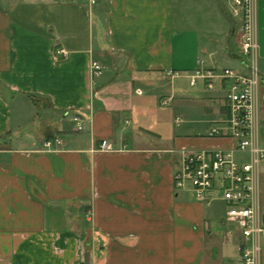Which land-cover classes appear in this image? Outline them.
I'll return each instance as SVG.
<instances>
[{
    "label": "crops",
    "instance_id": "1",
    "mask_svg": "<svg viewBox=\"0 0 264 264\" xmlns=\"http://www.w3.org/2000/svg\"><path fill=\"white\" fill-rule=\"evenodd\" d=\"M230 9L225 0H0V264H242L221 192L207 205L174 185L183 151L234 146L209 137L228 119L225 90L190 85L199 70L245 69ZM255 12L264 79V0ZM189 89L208 104L194 132L183 119L197 113L185 105ZM56 137L63 145L45 150ZM102 141L114 150H99ZM260 181L264 210V167Z\"/></svg>",
    "mask_w": 264,
    "mask_h": 264
},
{
    "label": "built area",
    "instance_id": "2",
    "mask_svg": "<svg viewBox=\"0 0 264 264\" xmlns=\"http://www.w3.org/2000/svg\"><path fill=\"white\" fill-rule=\"evenodd\" d=\"M97 0H91L95 5ZM230 4L231 17L239 21L240 53L249 74L227 68L199 70L192 77L190 85L195 87L204 81L210 91L222 88L226 92L228 119L224 128H213L210 138L223 137L233 141L230 149L185 150L183 162L174 176L176 190L190 187L196 199L211 204L210 195L221 192L222 200L228 206L227 222L234 224L240 232L242 243L239 248L242 264H260L264 245V210L261 194L260 171L264 167V147L260 144L261 113L263 111L260 90L262 77L258 67L256 0H225ZM68 52L60 50L57 56L68 58ZM100 62L91 65L93 78L103 73ZM169 102H164L167 106ZM78 131L84 129L80 114L73 116ZM63 145L60 138L44 143L47 151L57 150ZM99 150L113 151V145L102 141ZM237 155L247 156L240 160ZM91 216H89L90 218Z\"/></svg>",
    "mask_w": 264,
    "mask_h": 264
},
{
    "label": "rangeland",
    "instance_id": "3",
    "mask_svg": "<svg viewBox=\"0 0 264 264\" xmlns=\"http://www.w3.org/2000/svg\"><path fill=\"white\" fill-rule=\"evenodd\" d=\"M227 68H233V69H239V65H236V66H233V65H230V66H227V65H222L220 68L217 69L218 72H223L225 69ZM241 72L245 75H248L249 72L247 69H242ZM261 73V72H260ZM205 98V97H203ZM188 99H189V102L188 103H185L186 106H189V107H195L197 108V113L193 114V115H190V114H185L184 115V127H189V129L191 128V131L194 132L196 131L200 126H199V122H202V121H205L207 119L204 118V114L206 113L205 112V107H208V104L207 103H203L202 100L200 99L198 101L196 95H195V90L193 89H189V93H188ZM185 107V106H184ZM200 112H199V111ZM261 120H262V130H261V140H262V144L264 145V111L261 113ZM209 126V125H207Z\"/></svg>",
    "mask_w": 264,
    "mask_h": 264
},
{
    "label": "water",
    "instance_id": "4",
    "mask_svg": "<svg viewBox=\"0 0 264 264\" xmlns=\"http://www.w3.org/2000/svg\"><path fill=\"white\" fill-rule=\"evenodd\" d=\"M262 85H263V88H264V79L262 78ZM263 110H264V97H263Z\"/></svg>",
    "mask_w": 264,
    "mask_h": 264
}]
</instances>
